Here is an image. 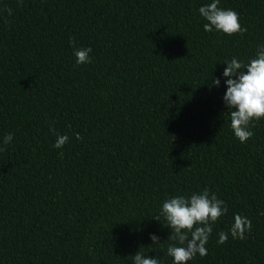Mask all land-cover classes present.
<instances>
[{"label": "trees", "instance_id": "16d2710c", "mask_svg": "<svg viewBox=\"0 0 264 264\" xmlns=\"http://www.w3.org/2000/svg\"><path fill=\"white\" fill-rule=\"evenodd\" d=\"M212 2L0 0V264H175L162 204L205 188L227 213L188 264H264V120L235 137L223 75L264 46V0H220L233 36L204 30Z\"/></svg>", "mask_w": 264, "mask_h": 264}, {"label": "clouds", "instance_id": "9594fccd", "mask_svg": "<svg viewBox=\"0 0 264 264\" xmlns=\"http://www.w3.org/2000/svg\"><path fill=\"white\" fill-rule=\"evenodd\" d=\"M22 3L23 0H20ZM220 0L199 8L200 15L208 22L204 24L206 32L218 31L228 36L246 32L239 22V14L234 10L218 7ZM4 11L10 16L12 9L5 8ZM75 45V41H70ZM91 48H76V62L80 65L91 63ZM224 77L227 91L224 102L228 108L231 129L241 143L247 142L254 133L249 130L253 121L264 120V46H259L256 57L247 64L233 57L225 62ZM213 84L219 87L220 80L214 79ZM76 138L82 139L79 134ZM13 140L11 134L4 137V144L8 145ZM67 135L57 137L55 148L61 149L68 142ZM3 149H0L2 151ZM62 154V153H61ZM161 216L167 227L171 229L170 241L177 242L169 244L167 255L174 258L175 264H188L199 254L200 257L207 256L206 245L213 232L212 225L227 213L225 201L218 199L215 193H210L207 188L202 192L193 193L190 197L174 196L163 202ZM161 216L155 220L159 221ZM253 225L250 219L237 214L229 232H220L217 243L226 244L229 234L233 239H245V233L250 232ZM155 244L160 243L159 237L152 235ZM133 264H160L157 258L145 256L139 251L133 257Z\"/></svg>", "mask_w": 264, "mask_h": 264}]
</instances>
